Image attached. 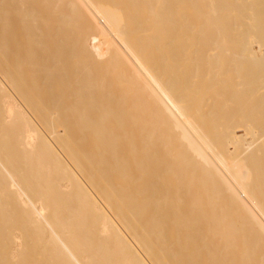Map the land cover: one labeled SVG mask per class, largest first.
<instances>
[{
	"label": "bare ground",
	"instance_id": "1",
	"mask_svg": "<svg viewBox=\"0 0 264 264\" xmlns=\"http://www.w3.org/2000/svg\"><path fill=\"white\" fill-rule=\"evenodd\" d=\"M0 264H264V0H0Z\"/></svg>",
	"mask_w": 264,
	"mask_h": 264
},
{
	"label": "rangeland",
	"instance_id": "2",
	"mask_svg": "<svg viewBox=\"0 0 264 264\" xmlns=\"http://www.w3.org/2000/svg\"><path fill=\"white\" fill-rule=\"evenodd\" d=\"M239 134H242V132H239Z\"/></svg>",
	"mask_w": 264,
	"mask_h": 264
}]
</instances>
